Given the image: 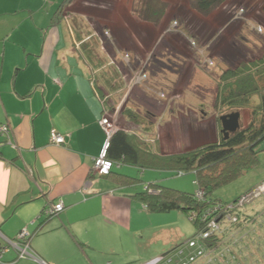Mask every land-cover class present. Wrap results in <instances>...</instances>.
Wrapping results in <instances>:
<instances>
[{
    "label": "crops",
    "instance_id": "1",
    "mask_svg": "<svg viewBox=\"0 0 264 264\" xmlns=\"http://www.w3.org/2000/svg\"><path fill=\"white\" fill-rule=\"evenodd\" d=\"M66 1L0 0V123L12 128L0 134V264H133L131 255L117 261V248L144 213L132 184L94 167L112 135L79 49L80 22L60 10ZM108 3L121 27L155 28L166 17L163 0ZM53 131L65 142L53 143ZM59 200L64 210L46 215ZM23 229L34 257L20 259L9 240Z\"/></svg>",
    "mask_w": 264,
    "mask_h": 264
},
{
    "label": "rangeland",
    "instance_id": "2",
    "mask_svg": "<svg viewBox=\"0 0 264 264\" xmlns=\"http://www.w3.org/2000/svg\"><path fill=\"white\" fill-rule=\"evenodd\" d=\"M194 2L163 0L166 17L155 28L145 30L143 24L135 21L126 27L111 23L114 11L108 0H91L92 5L72 1L62 10L69 19L79 20L81 38L103 57L105 64L98 72H108L112 84L109 91L104 89L114 107L104 116L110 123V136L117 130L136 133L145 147L166 155L220 139L222 115L239 111L240 125L248 124L251 109L215 108L214 100L225 69L262 55L264 0H226L209 14L198 12ZM251 103L256 106L259 97L254 96ZM126 108L136 112L140 124L124 117ZM259 149L255 168L213 193L224 203L240 200L243 212L251 216L248 223H243L246 228L234 230L232 222H227L220 232L224 239V228L232 227L233 231L226 230V241L238 240L244 233L246 239L232 246L235 251L253 238L250 248L244 246L249 250L241 256L246 264L255 260L264 264V141ZM139 168L123 165L119 170L133 176L134 183L128 188L131 193L142 191L146 184L155 181L175 190H198L195 172L178 176L175 171ZM139 204L144 214L134 217L133 230L122 235L118 248L115 247L119 249L116 259L123 262L131 255L133 264H165L161 256L176 245H185L197 233L196 226L182 211L150 212ZM224 220L229 221L225 212L216 221ZM234 231L236 235L231 236ZM230 245L223 240L221 246L210 248L209 256L194 264H230L232 254L224 256V249Z\"/></svg>",
    "mask_w": 264,
    "mask_h": 264
},
{
    "label": "trees",
    "instance_id": "3",
    "mask_svg": "<svg viewBox=\"0 0 264 264\" xmlns=\"http://www.w3.org/2000/svg\"><path fill=\"white\" fill-rule=\"evenodd\" d=\"M193 1H195L194 8L202 14H209L223 2H226V0ZM69 2H72V0H67L60 7V10H63ZM79 35L78 41H82L81 30ZM79 49L91 70L92 84L102 96L105 110L108 112L112 107V103L109 104L107 98L109 94H105L104 89L109 91L112 84L109 82L111 78L108 76V72L102 74L98 72L99 68L105 64L103 57L100 53L97 54L92 51L90 43H86V40L81 43ZM113 62L115 61L113 60ZM110 65L114 66V64ZM99 80H102V82H99ZM221 80L223 83L217 90L214 100L215 108L251 109L248 124L246 126L240 125L237 131L230 133L227 137L221 135V138L215 142L206 143L188 151L166 155L156 153L150 146L145 147L136 133L125 130L115 131L108 143L107 158L112 162V166L106 175L115 177L120 184L134 183L133 176L122 171V173L119 172L123 165L140 167L143 170L152 168L175 171L178 176L188 172H195L196 174L197 192L190 193L175 190L164 187L159 181H155L146 184L142 191H138L133 195L137 201L142 203L143 208L150 212L182 211L189 215L196 226L197 233L186 241L185 245H176L172 250L161 256L165 264H183L185 262L192 264L193 261H190L189 258L193 253V249L196 251L208 249L210 251L211 247L215 246L214 249H216L221 246L223 240L224 244H231V247L224 249V256L232 254L233 258L230 260V264H246L242 261L241 256L249 250L245 249L244 246L248 245V248H250L249 244L251 240L253 241V238L239 247L242 251L240 249L235 251L232 246H235L234 244L242 239L245 240L246 236L243 233L238 240L230 239L228 241H226L225 236L227 235L226 230L233 231V229L236 230L240 226L241 228L245 227L243 223L245 221L248 223L251 216L247 212H243L244 205L240 200L233 203H224L213 197V193L218 188L231 183L252 170L258 164V156L261 152L259 145L264 141V50L259 58L242 62L236 68L225 69L221 75ZM103 81L108 84H104ZM256 95L259 97V103L254 106L251 101ZM122 114L129 121L140 124L134 110L126 108ZM199 193L203 194L201 199L198 197ZM221 210H224L227 218L236 217V221L230 219H228L229 221H220L218 223L220 230L214 231L208 238L198 239L197 237L201 233L209 230L211 220L216 221L220 215H224ZM227 222H232L233 229L229 226L226 229L224 228L223 239L220 232L223 223L226 224ZM254 223L256 224V222ZM230 234H232L231 236L236 235L235 231ZM193 240H196V249L189 246V242ZM255 254H257L256 250ZM199 257L198 254L195 255L196 259ZM244 259L247 260V258ZM260 263V261L255 260L252 264Z\"/></svg>",
    "mask_w": 264,
    "mask_h": 264
},
{
    "label": "built area",
    "instance_id": "4",
    "mask_svg": "<svg viewBox=\"0 0 264 264\" xmlns=\"http://www.w3.org/2000/svg\"><path fill=\"white\" fill-rule=\"evenodd\" d=\"M101 124L104 127V129L107 131L108 135L110 136V133L108 132L109 131L108 126H110V123L108 122L107 117H104L101 120ZM11 131H12V128L8 123H2V124L0 123V134L6 135L7 137H9L11 134ZM51 140L53 143L61 144L65 142V136L62 135L61 133L53 131L51 134ZM107 147H108V144L104 148L100 157L96 159V169H99L98 173L102 175L107 174L110 171L111 166H112V162L107 158ZM263 190H264V187H263ZM198 197L201 199L203 197V194L199 193ZM229 206H232V205H229ZM64 208H65V205H64L63 200H59L53 205H50L49 207H47L45 210V213L49 217L57 216L59 215V213H61L64 210ZM228 219L230 220L233 219L236 221V217H228ZM216 230H220V225L217 223V221L211 220L209 222V230L206 232L204 231L197 238L200 240L208 238L210 234ZM28 238H29V233L26 231V229H23L19 233L17 241L9 240V243L15 246L16 249L18 250V258L20 259L27 258V257H34V254L32 253L30 245L28 243ZM189 246L191 248L196 249V240L190 241ZM210 251H208V249H206L205 251L202 249L201 250L199 249V251H196L193 249L192 251L193 253L192 252H191L192 254L190 253L191 257L189 258V260L193 261V263H196L201 258H206L207 256H209ZM196 254L200 256L197 259L195 258ZM0 258H1V253H0ZM183 264H188V262H185Z\"/></svg>",
    "mask_w": 264,
    "mask_h": 264
},
{
    "label": "water",
    "instance_id": "5",
    "mask_svg": "<svg viewBox=\"0 0 264 264\" xmlns=\"http://www.w3.org/2000/svg\"><path fill=\"white\" fill-rule=\"evenodd\" d=\"M240 117V112L222 115L220 117L223 126L222 131L228 134L237 131L240 128Z\"/></svg>",
    "mask_w": 264,
    "mask_h": 264
},
{
    "label": "flooded vegetation",
    "instance_id": "6",
    "mask_svg": "<svg viewBox=\"0 0 264 264\" xmlns=\"http://www.w3.org/2000/svg\"><path fill=\"white\" fill-rule=\"evenodd\" d=\"M215 119H216V118H215ZM219 121H220V125H221L220 134H221V135H224V136L227 137L230 133L228 134V133L222 131L223 126H222V122H221V120H220V117H219Z\"/></svg>",
    "mask_w": 264,
    "mask_h": 264
}]
</instances>
